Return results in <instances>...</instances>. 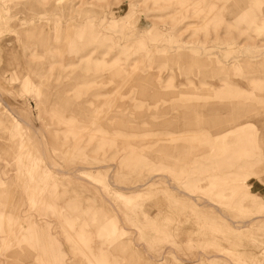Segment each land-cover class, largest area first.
I'll return each mask as SVG.
<instances>
[{
	"label": "rangeland",
	"instance_id": "rangeland-1",
	"mask_svg": "<svg viewBox=\"0 0 264 264\" xmlns=\"http://www.w3.org/2000/svg\"><path fill=\"white\" fill-rule=\"evenodd\" d=\"M0 264H264V0H0Z\"/></svg>",
	"mask_w": 264,
	"mask_h": 264
},
{
	"label": "bare ground",
	"instance_id": "bare-ground-1",
	"mask_svg": "<svg viewBox=\"0 0 264 264\" xmlns=\"http://www.w3.org/2000/svg\"><path fill=\"white\" fill-rule=\"evenodd\" d=\"M41 151H42V152H43V154H44V151H43V149H41ZM44 155H45V154H44ZM79 170H82V169H80V168H79ZM79 170H78V172H79ZM83 170H84V169H83ZM75 173H76V172H75ZM73 174H74V173H73ZM129 189H130V188H129ZM131 189H132V188H131ZM131 189H130V190H131ZM205 203H206V202H205ZM207 204H208V203H207ZM135 253H136V252H135Z\"/></svg>",
	"mask_w": 264,
	"mask_h": 264
}]
</instances>
